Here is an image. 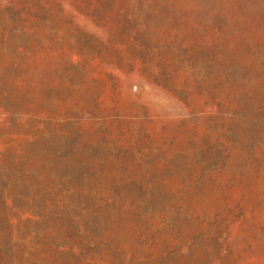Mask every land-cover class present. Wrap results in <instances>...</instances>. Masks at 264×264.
I'll return each mask as SVG.
<instances>
[{
    "label": "trees",
    "instance_id": "16d2710c",
    "mask_svg": "<svg viewBox=\"0 0 264 264\" xmlns=\"http://www.w3.org/2000/svg\"><path fill=\"white\" fill-rule=\"evenodd\" d=\"M243 1L222 0L202 21L176 23L161 22L153 0H0L1 101L24 94L31 60L43 68L51 58L88 74L79 86L104 84L118 98L121 86L136 79L188 110L183 118L152 121L159 127L151 131L135 127L137 116L125 121L127 143L91 125L110 165L94 158L93 181L79 175L43 184L44 211L54 203L72 213L69 231L57 227L37 239L52 247L50 256L47 250L36 256L35 242L14 239L8 189L15 176L0 169V264H205L196 258L203 248L211 253L207 264H253L228 241L234 228L250 226L251 205L264 196V0ZM78 16L98 19L106 40L81 29ZM53 25L60 28L55 37ZM65 35L74 40L59 43ZM110 54L118 59L107 64ZM102 215L110 228L97 236L88 224ZM123 236L132 245L124 246Z\"/></svg>",
    "mask_w": 264,
    "mask_h": 264
},
{
    "label": "rangeland",
    "instance_id": "374dc122",
    "mask_svg": "<svg viewBox=\"0 0 264 264\" xmlns=\"http://www.w3.org/2000/svg\"><path fill=\"white\" fill-rule=\"evenodd\" d=\"M153 1L157 11L161 13V22L202 21L206 16L209 17L210 12L222 6V0ZM261 5L262 0H244L242 4ZM75 21L81 29L91 33L94 39L106 40L104 32L96 27L100 26L98 19L91 21L84 16H78ZM58 29V25H53L49 35L55 37ZM79 38L87 44L92 41V38L85 35H80ZM71 40L74 39L65 35L59 43H71ZM103 59L107 64H111L116 62L118 57L116 54H110ZM201 60V57L197 58L198 65ZM78 61L75 57L74 62ZM112 68L113 66L109 65L108 70ZM27 76L32 83L26 88V93L19 96L17 102H4L0 99V151L4 152L0 169H7L6 176L10 173L15 176L8 189V206L12 208L8 215L14 226V239L19 245L35 242L39 247L35 254L40 256L42 251L52 247L45 245L44 241L40 244L37 239L43 238L57 227H61L62 234L69 231L70 222L66 216L72 215L71 211L69 213L58 209L54 203L48 209L49 214L44 211L43 204L49 197L42 195L43 184L51 185L58 180L79 175L88 176L93 181L94 176L90 175L88 165L94 164V158H100L104 166L110 165L103 146L101 147L95 135L90 133L91 125L97 126L101 135L110 137L109 139L122 136L123 143H127L129 131L125 129V121L137 116L139 120L135 127L139 129L141 126L142 129L151 131L159 127V122L152 121L183 118L187 116L188 110L170 94L146 87L136 79L132 80L131 87H127V84L121 86L118 98L113 96L109 86L104 84L79 86L82 81L88 80V74L66 64H59V61L56 63L51 58L45 61L43 68L38 59L31 60L27 66ZM13 96L17 95L14 93ZM97 100L102 103L100 110L95 106ZM42 106H47L48 112L51 113L42 112ZM115 117L124 120L116 118V121L122 122H112ZM43 129L47 134L42 132ZM85 129L90 130L81 134ZM8 148L20 149V153L15 155ZM59 156L63 158L50 167V160ZM98 175L103 178L105 172L100 170ZM79 204L80 201L76 200L77 208ZM251 206L254 213L251 217L255 219L243 231L234 228L233 237L228 241H233L237 252L242 251L243 258L249 259L253 264H264V196L253 201ZM56 214H59L58 217ZM3 216L4 212L0 207V222L3 221ZM79 216L82 220L81 213ZM88 226L97 236H101L110 228L106 215L90 222ZM242 238H247L252 245L245 246ZM121 242L129 247L133 241L123 236ZM46 252L51 255L50 250ZM196 258L207 264L211 258L209 248L196 251Z\"/></svg>",
    "mask_w": 264,
    "mask_h": 264
}]
</instances>
